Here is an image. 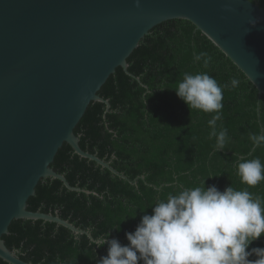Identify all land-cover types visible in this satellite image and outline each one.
<instances>
[{
  "label": "trees",
  "instance_id": "16d2710c",
  "mask_svg": "<svg viewBox=\"0 0 264 264\" xmlns=\"http://www.w3.org/2000/svg\"><path fill=\"white\" fill-rule=\"evenodd\" d=\"M264 9V0H251ZM208 52L211 63L194 62V53ZM128 71L117 68L98 95L108 101L91 103L74 130L80 148L109 162L135 185L119 179L94 162L82 159L64 144L51 168L67 182L90 194L68 191L60 181L42 179L27 210L57 215L87 231L94 241L109 238L127 244L125 232L134 231L144 214L169 193L181 188L216 185L247 189L264 200V181L255 186L241 183L238 160L259 157L264 144L256 146L250 134L264 132V97L251 82L201 32L188 21L170 20L154 27L127 59ZM207 72L223 87L222 126L228 131L223 150L209 138L208 120L214 113L190 110L173 88L184 73ZM235 77L239 86L232 88ZM261 125V126H260ZM212 176V177H211ZM209 177V178H208ZM134 216V218L132 217ZM8 249L29 264H96L107 255V246L95 247L84 235H74L53 223L13 221L3 236ZM264 247V235L249 246ZM249 259H255L250 257ZM0 264H6L0 260Z\"/></svg>",
  "mask_w": 264,
  "mask_h": 264
},
{
  "label": "water",
  "instance_id": "95a60500",
  "mask_svg": "<svg viewBox=\"0 0 264 264\" xmlns=\"http://www.w3.org/2000/svg\"><path fill=\"white\" fill-rule=\"evenodd\" d=\"M226 6L231 11L226 10ZM258 22L253 26L250 20ZM185 20L201 32L264 97V9L247 0H0V260L29 264L7 248L13 221H42L74 235L57 215L27 210L42 179L71 186L51 165L67 144L78 157L135 185L96 155L83 151L74 130L117 68L156 26ZM261 126V125H260ZM263 129L261 128V133ZM260 133V134H261Z\"/></svg>",
  "mask_w": 264,
  "mask_h": 264
},
{
  "label": "clouds",
  "instance_id": "9594fccd",
  "mask_svg": "<svg viewBox=\"0 0 264 264\" xmlns=\"http://www.w3.org/2000/svg\"><path fill=\"white\" fill-rule=\"evenodd\" d=\"M226 10L231 8L226 6ZM257 22L250 20L253 26ZM193 60L203 61L207 67L212 57L202 51L194 53ZM230 86L238 87L239 80L233 77ZM227 87L207 72H199L184 73L173 88L190 110L214 113L207 123L209 138H215L219 151L228 140L227 129L217 128L224 107L223 89ZM249 139L260 146L264 144V132L250 134ZM236 168L245 185L264 181V162L259 157L238 160ZM151 209V214L141 216L134 231L125 232L127 244L110 239V232L94 241L95 247L107 246V255L96 264H264V247L249 250L253 241L264 235V200L246 188L228 186L221 191L216 185L205 187L204 181L202 186L169 193Z\"/></svg>",
  "mask_w": 264,
  "mask_h": 264
}]
</instances>
